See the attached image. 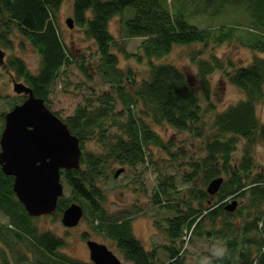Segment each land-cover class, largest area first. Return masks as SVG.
<instances>
[{"label":"trees","instance_id":"16d2710c","mask_svg":"<svg viewBox=\"0 0 264 264\" xmlns=\"http://www.w3.org/2000/svg\"><path fill=\"white\" fill-rule=\"evenodd\" d=\"M231 1L241 5L237 0H204L197 4L206 6L202 9L208 16L217 17ZM248 1L247 7L242 6L251 11V18L263 21L260 13L264 11V0ZM196 2L179 0L175 6L172 1L171 7L168 0H73L74 26L82 29L85 38L96 46L93 64L89 59L75 60L77 67L86 80L100 78L109 88L96 100L85 95L73 114L61 117L78 136L82 157L79 168L63 172L62 182L70 195L66 196L64 189L53 217L62 216L71 203L81 204L90 229L111 240L130 264H183L185 241L193 234L216 237L223 247L222 253L207 264H264V173L253 174V150L257 143L264 142V123L257 115V105L264 104V57L256 56L247 65H236L213 52L207 57L203 50L189 52L200 85L208 90L210 75L219 69L245 94L237 104L216 111L213 131L204 133L200 123L205 110L197 85L190 73L167 57L177 46L202 45L210 50L238 38L240 31L228 24L218 28L193 24L190 19L202 13L195 8L191 11L190 6ZM63 3L64 0H0V44L14 49L15 36H20L41 58L36 73L15 54L8 57L7 68L48 106L63 69L75 62L56 19ZM116 17L119 37L142 39L137 52H129L111 32V20ZM244 40L245 46L264 53V23L259 33L253 32ZM120 54L146 63L148 77L139 80L137 69L121 65ZM10 101L12 109L16 101ZM6 113L1 114L2 121ZM162 125L204 138L201 157L188 160V171L182 174L185 190H178L180 183L174 177L175 172H180L176 161L186 154L178 152L174 140H166L153 128ZM93 140L99 145L97 152L86 145ZM241 141L242 159L236 161L234 154ZM154 147L171 157L165 158L168 165L155 162ZM150 163H156L159 171V183L151 200L159 210L169 213L158 223L167 238L163 248L169 256L166 261L160 260L162 263H158L155 249H147L135 237L136 214L110 212L103 190V181L118 178L125 167L136 170ZM114 165L125 169L118 177L115 174L120 168L114 171ZM168 169H174V173H168ZM220 176L224 182L212 196L207 186ZM13 185L14 178L5 175L0 165V212L9 219L7 223L0 219V264H93L61 252L66 240L51 231H41V218L28 214ZM214 199L217 200L213 202ZM238 199L244 204L229 212L226 205ZM236 216L240 219L235 220Z\"/></svg>","mask_w":264,"mask_h":264},{"label":"rangeland","instance_id":"374dc122","mask_svg":"<svg viewBox=\"0 0 264 264\" xmlns=\"http://www.w3.org/2000/svg\"><path fill=\"white\" fill-rule=\"evenodd\" d=\"M167 1V0H165ZM172 1L175 6H178L179 0H168L172 7ZM196 1V0H194ZM204 0H197L196 3H192L191 11L197 9L200 10L199 14L194 15L190 22L197 25L200 28H218L222 25H232L237 27L238 38L231 42L217 45L210 50L205 49L202 45H189L177 46L168 55L167 59L175 64H178L190 73L192 79L197 85V91L199 92L203 100V109L205 110V117L200 123L201 129L204 133L210 134L212 132V121L216 114V111H223L224 109L233 106L244 99L245 94L242 90L233 85L223 70L216 69L209 77L208 90L205 86L199 84L197 75V68L189 59V52L191 50H203L204 56L207 57L213 52L214 55L222 56L225 60H232L236 65H247L251 63L256 56L264 57V53L255 52L249 47L245 46V36L250 37L253 32L260 31V26L263 21H259L257 17L251 18V11L245 10V6H248V0H237L240 4H234L229 2L223 12L217 17H211L204 13L200 4H197ZM73 0H64L62 8L56 17L58 25L60 27L62 38L65 40L69 49L73 52L74 61H83L89 59L93 64L95 61L96 46L94 43L85 38L84 31L77 27L70 28L67 24V20L72 16ZM244 7H243V6ZM264 10V9H263ZM206 12V11H205ZM264 15V11L260 13ZM238 24V25H237ZM111 32L115 37H119V25L118 18H114L110 23ZM253 30V31H252ZM252 31V32H250ZM121 44H124L129 52H137L139 45L142 41L141 38H123L119 37ZM0 48L5 51V64H0V94L3 99H0V116L2 113H6L10 108L8 103L10 100L20 103L23 101L22 95L17 94L14 91V80L24 82V80L17 77L9 68H7L6 61L11 55H18L23 57L29 65L31 71L36 73L41 64V58L38 52L31 46L29 41L22 39L20 36H15L14 49H7L0 44ZM82 55L85 57L82 58ZM120 56L121 65L132 66L137 69L139 80L148 77L149 71L146 63H140L136 59H126L122 54ZM109 88L108 85L102 84L100 78H96L94 82H90L84 78L77 67L76 61L71 65L63 69L61 78L59 79L54 91L50 95V108L60 115L63 119L73 114L77 105L84 101L85 95L89 98L96 100L101 92ZM13 104V105H14ZM212 105V108H210ZM257 115L259 119L264 123V104L257 105ZM4 127V120L0 119V135ZM166 140L171 139L176 142L178 152L185 153V157L179 158L176 162L180 163V172L174 177V180L179 182L177 185L178 190H185L186 185L182 184V174L188 171V160L197 159L201 157L202 150L204 148V138L196 136L191 132L179 131L168 125L153 126ZM115 130V129H114ZM244 142L239 144V150L234 154L235 160L242 159V149ZM87 147L91 151H99V145L93 141L86 143ZM154 160L157 164L169 162L165 160L171 159L166 153L162 152L158 148L154 147ZM173 152H177L174 149ZM149 153V152H147ZM255 160V170L253 174L257 172L264 173V142L257 143L253 150ZM170 157V158H169ZM148 164L146 166H140L136 170H129L123 172L118 178L103 181V190L107 195L106 206L112 213H127L136 214L133 221V231L137 239L149 250L155 249L159 260L158 263L166 261L168 254L164 250L163 246L167 242L166 236L162 233L163 229L159 226L162 218L169 213L165 210H159V207L155 206L151 200V195L159 183V171L157 164ZM172 163V162H171ZM123 166L114 165V171ZM168 173H174V169H168ZM227 179V175H224ZM64 181V176L62 177ZM66 196L70 195V191L64 186ZM214 199L213 202H215ZM239 200V208L244 204L241 199ZM54 215L39 217L38 222L41 231L47 230L53 232L55 235L62 237L66 240V246L61 252L66 253L73 259L83 260L92 263L90 259V252L87 246V242L84 238L96 240L98 242L106 244L124 264H130L123 254L115 247L113 242L103 236L94 233L84 218L80 224L76 227L68 228L62 223V216L56 218ZM48 217V218H47ZM0 219L3 223H7L9 219L7 216L0 212ZM235 220H239L240 217L236 216ZM159 223V224H158ZM85 236L84 238L82 236ZM190 237V235H189ZM83 238V239H82ZM185 253L182 254L184 258L183 264H207L212 257H218L223 247L219 243V239L213 236L197 237L193 234L190 239L185 241Z\"/></svg>","mask_w":264,"mask_h":264},{"label":"water","instance_id":"95a60500","mask_svg":"<svg viewBox=\"0 0 264 264\" xmlns=\"http://www.w3.org/2000/svg\"><path fill=\"white\" fill-rule=\"evenodd\" d=\"M67 24L73 28V19L69 18ZM0 64H5V51L1 48ZM14 91L24 95L25 100L4 116L0 165L5 175L14 178L13 190L30 216H52L64 195L63 172L80 167V140L27 84L14 80ZM124 170V167L118 169L115 176ZM223 182V176L213 179L207 192L216 195ZM238 206V200H233L226 209L234 212ZM83 217V206L74 202L64 209L62 223L68 228L76 227ZM87 246L93 264H124L104 243L89 239Z\"/></svg>","mask_w":264,"mask_h":264},{"label":"flooded vegetation","instance_id":"af4514ba","mask_svg":"<svg viewBox=\"0 0 264 264\" xmlns=\"http://www.w3.org/2000/svg\"><path fill=\"white\" fill-rule=\"evenodd\" d=\"M83 238L85 237L84 235L82 236ZM82 238V239H83ZM84 240L87 242L89 239H87V238H84ZM89 249V248H88ZM90 252V251H89Z\"/></svg>","mask_w":264,"mask_h":264}]
</instances>
